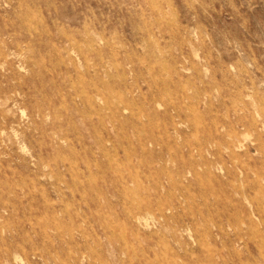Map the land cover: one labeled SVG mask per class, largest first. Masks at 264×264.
Here are the masks:
<instances>
[{
    "label": "rangeland",
    "instance_id": "374dc122",
    "mask_svg": "<svg viewBox=\"0 0 264 264\" xmlns=\"http://www.w3.org/2000/svg\"><path fill=\"white\" fill-rule=\"evenodd\" d=\"M0 264H264V0H0Z\"/></svg>",
    "mask_w": 264,
    "mask_h": 264
}]
</instances>
